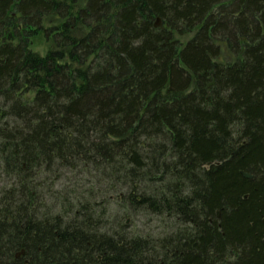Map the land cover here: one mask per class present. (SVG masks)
<instances>
[{"label": "trees", "instance_id": "obj_1", "mask_svg": "<svg viewBox=\"0 0 264 264\" xmlns=\"http://www.w3.org/2000/svg\"><path fill=\"white\" fill-rule=\"evenodd\" d=\"M0 182V264H264V0H0Z\"/></svg>", "mask_w": 264, "mask_h": 264}, {"label": "rangeland", "instance_id": "obj_2", "mask_svg": "<svg viewBox=\"0 0 264 264\" xmlns=\"http://www.w3.org/2000/svg\"><path fill=\"white\" fill-rule=\"evenodd\" d=\"M42 21H43L42 23L43 31H41V34H39L38 36L32 39V45H31V49L39 54H44L51 45L53 40L52 29L56 28L60 24L59 21H61V18L54 15H49L42 17ZM159 24H160V19H159ZM189 36L190 34L184 32L180 37L181 43L183 44L187 40V38H189ZM222 59L224 62H227L231 60V57L227 53H223ZM1 186H3L2 182H0V187Z\"/></svg>", "mask_w": 264, "mask_h": 264}, {"label": "water", "instance_id": "obj_3", "mask_svg": "<svg viewBox=\"0 0 264 264\" xmlns=\"http://www.w3.org/2000/svg\"><path fill=\"white\" fill-rule=\"evenodd\" d=\"M20 254H21V252H20ZM16 256H18V255H16Z\"/></svg>", "mask_w": 264, "mask_h": 264}]
</instances>
